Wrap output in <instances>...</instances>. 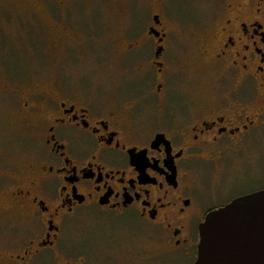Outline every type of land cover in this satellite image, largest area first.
Returning <instances> with one entry per match:
<instances>
[{
    "label": "flooded vegetation",
    "instance_id": "af4514ba",
    "mask_svg": "<svg viewBox=\"0 0 264 264\" xmlns=\"http://www.w3.org/2000/svg\"><path fill=\"white\" fill-rule=\"evenodd\" d=\"M45 1L81 47L86 2ZM118 1L125 102L59 71L0 84V218L23 226L0 264H194L208 215L264 191V0Z\"/></svg>",
    "mask_w": 264,
    "mask_h": 264
},
{
    "label": "rangeland",
    "instance_id": "374dc122",
    "mask_svg": "<svg viewBox=\"0 0 264 264\" xmlns=\"http://www.w3.org/2000/svg\"><path fill=\"white\" fill-rule=\"evenodd\" d=\"M74 1L86 2V7L73 16L86 34L72 27L83 39L81 47L75 42H70L68 46L67 38L54 30L53 16L45 0H0V84L4 79L12 84L18 82L21 86L30 87L49 80L54 72L59 71L60 76L96 81L98 89L108 98L114 99L115 94L119 93L118 97L125 95V102L127 95L133 96L137 91L136 74L132 69L138 63L132 61L135 54L120 56L125 34L122 31L123 11L119 1ZM192 11L198 13L193 6ZM178 14L182 19L193 15L186 4L178 8ZM54 18L60 20L63 17ZM73 33L70 32V35ZM90 34L92 36H88ZM74 37L79 40L77 36ZM177 56L178 65H189L190 69L193 57ZM144 78L148 80L147 74ZM6 94L3 93L5 96L0 98L1 133L4 132ZM252 183L251 180L243 181L242 189ZM231 193L234 194L235 190ZM0 222L2 228L6 229L0 231L2 237L5 236L2 233L6 232L14 238L23 229L15 214H12L11 220L3 216Z\"/></svg>",
    "mask_w": 264,
    "mask_h": 264
},
{
    "label": "water",
    "instance_id": "95a60500",
    "mask_svg": "<svg viewBox=\"0 0 264 264\" xmlns=\"http://www.w3.org/2000/svg\"><path fill=\"white\" fill-rule=\"evenodd\" d=\"M199 236L194 264H264V191L210 213Z\"/></svg>",
    "mask_w": 264,
    "mask_h": 264
}]
</instances>
